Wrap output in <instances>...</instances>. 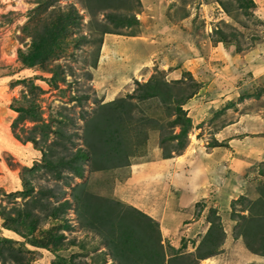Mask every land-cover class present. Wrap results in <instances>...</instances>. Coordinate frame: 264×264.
<instances>
[{
  "label": "rangeland",
  "instance_id": "obj_1",
  "mask_svg": "<svg viewBox=\"0 0 264 264\" xmlns=\"http://www.w3.org/2000/svg\"><path fill=\"white\" fill-rule=\"evenodd\" d=\"M150 79L141 99L135 81ZM134 89L125 112L101 117ZM238 101L243 114L264 109V0H0V264H154L158 242L129 197L168 210L167 182L224 145L212 132ZM88 138L102 146L77 178L68 160ZM245 166L223 197L206 185L186 207L201 229L220 223L223 264H264L235 246L250 253L240 234L260 247L264 232V157ZM148 178L150 191L137 185ZM157 224L163 264H187L204 234Z\"/></svg>",
  "mask_w": 264,
  "mask_h": 264
},
{
  "label": "crops",
  "instance_id": "obj_2",
  "mask_svg": "<svg viewBox=\"0 0 264 264\" xmlns=\"http://www.w3.org/2000/svg\"><path fill=\"white\" fill-rule=\"evenodd\" d=\"M217 100H219V98L217 96H213L211 98L210 105L215 107L216 105H214L213 102ZM240 108L241 103L238 101V103L235 104V109L230 111L232 112V119L212 132L214 140L218 144H224L223 146L220 145L215 148L208 149L202 156L201 152L194 153L190 156L193 160L190 165L176 168V177L173 178V181L169 180L167 182L170 184L168 191L171 194L168 197L170 200L168 203V210H165L164 212L162 210L158 213L157 209H154L152 206L148 207L149 209L146 208V203L151 200L150 198H147L146 203H139L129 197V200L131 201L130 204L136 206L139 210L157 220L163 236H165L164 234L179 231L180 229H182L183 232L186 231L189 233L187 235L188 238L189 236L205 234L207 227L205 229H201L200 225H196V223L188 221L191 213H189L186 207L189 203H191V201H193L196 188L197 190H205V188L208 187L207 190L209 192H213L216 195L223 197L221 193H223L224 189H226V193L229 189L232 190V177H234V175L231 174V170L236 172L244 170L248 159L250 160L251 158L257 159L259 157H264V109L255 113L243 114L240 112ZM252 144H255L253 148L250 147ZM213 154H215V156L220 155L221 159H211ZM197 156L199 158L196 161ZM177 158H179V156H176L171 160L173 162H178ZM160 166L163 167L162 163ZM138 171L139 172L137 173L140 174V169H138ZM137 177L138 175H136V178ZM132 178L133 176L131 175L128 177V180L131 181ZM144 180H148L147 183L144 181L143 183H138L137 185H142V187L148 189V191L154 188L156 184H159V180L157 179L155 182L150 181V178ZM206 185L208 186L206 187ZM184 192L186 195H183ZM235 246L239 251H241L244 256L243 258L249 260V257L247 256L252 255V253L250 252V254L243 247V249H241V245L238 241ZM215 258V256H212L200 261L223 264L221 258L217 257L216 259L218 261H216Z\"/></svg>",
  "mask_w": 264,
  "mask_h": 264
},
{
  "label": "trees",
  "instance_id": "obj_3",
  "mask_svg": "<svg viewBox=\"0 0 264 264\" xmlns=\"http://www.w3.org/2000/svg\"><path fill=\"white\" fill-rule=\"evenodd\" d=\"M66 18L68 20L69 14L66 15ZM135 85L138 89H140L141 92H144V94H142L140 96L141 99L151 98L154 96L151 93L150 89H153L156 86V83H154V81L152 79H150L146 82H143V83H139V82L135 81ZM134 91H135V89L132 91V93L128 94L126 96V98L112 100V101L107 102L105 106L103 105L102 110H101L102 111L101 117L103 115H105L106 112H109L107 117H110V118H111V116H116L118 114L120 115V113L125 112V110L128 107L126 104L127 103L126 101L133 98ZM97 118L98 117H92V119L90 120L91 122H93L92 127L97 124V122H96ZM187 121H189V120H187ZM183 130L181 129L179 131V133L177 135H175V137H180L181 135H183L185 133V130L184 131ZM84 144H85V148H83L84 145L74 148V151H71V154H70L71 158H69V160H68L69 168H71V171H72V174L74 175V177H77V178L81 177V175H82V171H83L82 165H83V163H85V159L90 157L91 155H92V157L94 156V154L96 155L98 153V151L101 149L100 146H102V143L98 144L97 140H95V139L91 140V138H88V140L84 139ZM91 159H93V158H91ZM45 165H46V167L50 168L51 162L46 160ZM22 194L23 195L28 194V189L26 188V190L23 191ZM68 205H69V203H68L67 199H63L62 201H60L57 204V206L55 207L56 209L51 212V215L55 216L58 213L64 214ZM131 210L135 211V213H137L138 215L143 217L148 222V223L146 222L147 226L150 223V228L153 229L152 234L153 233L155 234L156 243L158 242V245L156 246V248L155 247L152 248L151 256H150V258L148 257V260L154 264H163V262H165V259H164L163 254L160 251V248H159L160 247V245H159L160 244V242H159L160 238H159V232L157 229L158 228L157 222H155L149 216L145 215L144 213H142V212H140L134 208H131ZM3 219L8 220V219H12V218L8 215H5V216H3ZM261 219H263V221H264V218H261ZM214 224L210 223L209 227L207 228V231L205 232L202 239L198 242L197 246L195 247L194 252L188 253L185 256L187 258V261H188L187 264H197L199 260L212 257L218 253L219 246L223 240L224 235H223V230L220 226V223L219 224L214 223ZM30 225L32 226L33 223H31ZM254 234H257V233H254ZM240 235L242 236V239L245 241L244 243H245L246 248L250 252L255 253V254L264 255V232L262 233V235H259L260 236L259 240L261 241L260 247H254L251 243H249L246 240L247 237H246L245 232L240 234ZM153 237H154V235H153ZM119 243L120 242L116 241L115 248H118V249L121 248V246H117ZM125 244H127L128 248L130 250L128 258H131L132 254H133L131 247H130L131 244H129V243H125ZM175 251L178 252V250H175ZM128 260L129 261H132V260L138 261L135 258L128 259ZM167 262H169V261L167 260L166 263Z\"/></svg>",
  "mask_w": 264,
  "mask_h": 264
}]
</instances>
